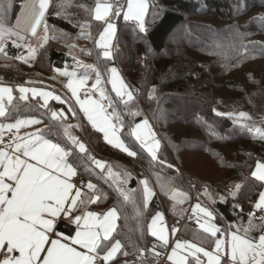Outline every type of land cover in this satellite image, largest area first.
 Masks as SVG:
<instances>
[{"label":"snow or ice","instance_id":"1","mask_svg":"<svg viewBox=\"0 0 264 264\" xmlns=\"http://www.w3.org/2000/svg\"><path fill=\"white\" fill-rule=\"evenodd\" d=\"M51 3L52 0H24L15 24L8 26L12 3L0 0V56L29 64L37 59L38 49L46 51L48 33L54 31L46 20ZM149 8V0H95L94 5L84 8L88 16L83 23L69 18L78 32L61 34L60 39L66 42L73 62L84 71L71 65L56 68L66 78L65 88L70 93L67 97L24 84L14 88L0 81V118L8 120L13 113H19L18 104L12 106L11 112L5 105V100L8 105L12 104L14 91L19 93L21 101L29 99L30 93L43 109L39 116L0 122V264H121V257L130 256L134 264H264V162L261 161L256 162L251 173L260 190L247 213L246 224L242 209L237 212L235 222L225 223L212 207L217 202H228V196L236 201L241 185H234L227 195L210 192L205 187L195 198L198 202L192 208V216L199 226V232L193 233L196 242L177 237L180 229L175 225L170 230L158 227L164 223V214L156 211L148 227L155 241L149 244L129 240L125 244L118 238L120 215L116 207L101 213L79 207L83 203L84 188L74 178L79 177V182L86 185L90 204L104 199L105 194L84 173L91 176L95 169L100 170L98 175L106 172V178L115 184L124 200L129 199L124 185L132 179L130 172L123 173L121 178L106 163L88 154L86 144L73 134V129L85 128L84 120L94 132L102 134L107 145L126 156L136 158L145 152L161 166L174 167L159 158L160 140L146 114L133 110L137 107L133 103L135 90L125 82L116 66L109 67L114 57L116 21L132 22L140 33H145ZM233 32L237 41L244 39L237 30ZM29 35L36 38L37 47L27 42ZM73 39L92 41L94 65L79 62V54L91 56L93 51L80 49L77 53L76 45L68 43ZM9 40L11 47L23 48L27 55L9 56ZM90 80L92 84L88 88ZM155 91L152 89L149 99L154 98ZM50 101L64 107L57 109ZM214 114L226 115L237 123L251 121L243 112L234 116L214 110ZM70 118L77 122L68 123ZM39 125L45 127H36L25 136L18 135L22 128ZM249 128H254V124ZM13 132L16 134L5 139V133ZM255 133L264 141V130L255 129ZM138 184L142 186L143 206L148 208L156 193L147 179L139 180ZM188 198L180 192H173L169 197L176 203ZM202 198L210 204L202 206L199 202ZM237 208L240 205L233 203L234 211ZM64 221L74 225V234H64L58 229ZM169 231L177 238L170 241ZM122 264L129 261L124 259Z\"/></svg>","mask_w":264,"mask_h":264},{"label":"trees","instance_id":"2","mask_svg":"<svg viewBox=\"0 0 264 264\" xmlns=\"http://www.w3.org/2000/svg\"><path fill=\"white\" fill-rule=\"evenodd\" d=\"M239 1L245 6L253 0ZM254 1L257 3L251 4L253 8L248 6L247 10L243 8L240 11L232 9L236 10L233 15L232 11L226 9L222 0H149L145 33H140L132 22L122 19L117 21L114 57L109 67L116 66L125 82L135 90L133 103L137 107L133 110L139 109L146 114L160 140L159 158L174 165L172 169L161 166L158 161H152L145 152L139 153L136 158L126 156L107 145L100 133L94 132L85 120L84 129H73V134L86 144L88 154L106 163L114 173L121 175V178L125 172L132 174V179L124 185L129 199L124 200L116 190L115 184L106 178V172L98 175L100 170L95 169L91 176L84 173L97 186L101 185L98 188L105 194L104 199L96 204H89L88 208L97 213L106 212L111 207L118 209L120 219L117 220V233L122 243L127 244L129 240H142L149 244L154 242L155 238L148 232L151 216L161 210L168 219L176 218L186 212L192 201H197L195 198L204 192L205 187L210 192L227 195L234 185H241V193L236 201L228 196V202H217L212 207L224 218L225 223L235 222L237 212L242 209L243 221L247 223V213L253 206L256 192L260 190L251 173L257 161L264 162V141L249 128V125L254 124V127L264 130V69H252L253 66L247 69L240 67L245 62L260 64L253 63L260 61L264 54L263 57H259L258 53L250 55V50H256L260 46L255 45L253 49H249L250 44L244 41L238 57H233L225 64V60L219 62L217 57L201 51L193 38H187V45L170 43V38L188 15L203 14L237 25L240 22L243 25L249 17L250 20L257 19L260 14H264V0ZM20 2L21 0H15V10ZM94 3L95 0H52L46 20L54 31L48 33L49 43L46 51L38 49L37 59L30 64L0 56V81L15 88L19 84L29 85L27 82L32 84L29 77L42 78L57 67H73V60L65 47L66 42L60 39V36L64 33H77L78 28L69 22V18L83 23L88 16L84 8ZM240 15L243 16L236 19ZM248 37L254 43L260 42L264 38V28L251 30ZM32 42V45L37 47L36 38H33ZM68 43L76 45L77 53L80 49L93 51L91 56L79 54L77 59L80 63L86 66L96 63L91 40L73 39ZM8 45L9 56L20 54L22 49L13 48L10 43ZM236 71L238 74L231 79ZM34 84L57 91L41 83ZM152 89L156 90L154 98L149 99ZM59 93L62 97H67L64 92ZM111 95L114 96V93ZM49 103L57 109L64 107L57 105L55 101ZM17 104L20 106L19 113H13L11 119L1 118L0 121L12 122L16 118L39 116L43 111L36 99L29 97L21 101L15 91L12 104H7L8 111L11 112L12 106ZM214 110L225 114L244 111L251 117V121L237 123L226 115H215ZM76 122L75 119L68 120L71 124ZM201 158L212 160L214 167L210 173L201 170L203 168L198 165ZM149 176L151 180L148 179ZM141 179H147L156 193L148 208L143 206L142 186L138 184ZM173 192L186 194L189 198L184 204L188 203V206H182L179 210L182 204L169 199ZM199 202L203 206L210 204V201L203 198ZM233 203H238L240 208L234 211ZM194 222L191 218L183 222L178 235L183 239H193V233L199 232L190 224ZM58 229L64 234L74 233V225L68 224L67 221L58 225ZM120 259L121 264L124 259H127L129 264H134V258L131 256Z\"/></svg>","mask_w":264,"mask_h":264},{"label":"rangeland","instance_id":"3","mask_svg":"<svg viewBox=\"0 0 264 264\" xmlns=\"http://www.w3.org/2000/svg\"><path fill=\"white\" fill-rule=\"evenodd\" d=\"M222 1H223V4L226 5V7H227L226 9L229 12L232 11L233 15L236 13V10L240 11L243 8H244V10H247L248 6H251V8H253L254 6L251 4L257 3L253 0V1H251V4L248 3L247 5L244 6L243 2L242 1L240 2L239 0H222ZM235 7H237V8H235ZM232 9H236V10L233 11ZM262 12H264V11H262ZM242 16L243 15H240V16L236 17V19L239 17H242ZM247 19H249V20L244 21L243 25L241 24V22L239 25H237L235 23L222 22V21H219L217 19L211 18L209 16L203 15V14L192 15V16L188 15L187 18L185 19L184 23H182L181 26H179L176 29V31L173 33V35L171 36L170 43H177L178 45H182V44L187 45V38H193V40L195 41L194 43L195 44L198 43V47L201 51L205 52L208 55H212V56L217 57L219 62L225 60L224 63L226 64L229 60H232L233 57H235V59L238 57V53L240 51L239 50L237 51V48L240 49V46L243 44L244 41H246L250 44L249 49H253L255 45L260 46L256 50L255 49L250 50V55L258 53V54H260V55H258L259 57H263L262 55L264 54V38L261 39L260 42L254 43V42H252V40L249 39L248 36H249V32L251 30H254L258 27L264 28V14H260V17L257 19L253 18L250 20V17ZM116 23H117V21H116ZM233 29L237 30L238 32H240L241 34L244 35V39L242 41H237L235 39ZM246 37H248V39H245ZM113 43H114V41H113ZM32 44H33V42H31V45ZM32 47H34V46L32 45ZM19 55H27V51L25 49H22ZM259 62H260V64H258V65H252L249 62H245L244 64H241L240 68L241 69H245V68L247 69L248 67L253 66L252 69L263 70L264 69V57L261 58L260 61L257 60L253 64H257ZM30 63H32V61H29V64ZM72 65H73V68H77L78 71H80V72L84 71L83 68H78V66L76 65L75 62H73ZM237 72L238 71H236L232 74L233 76L231 79L235 78V76L238 74ZM36 77L37 78L29 77L28 79L30 81H32L33 83L29 84V85H25V86L36 87L38 89L47 90V91H54L56 94H59V95H61L59 93V91H61V92H64L67 96L70 95V93H68L67 89L65 88V84L67 82L66 78L60 76L56 72V69L50 70L49 73L44 75V77H42V78L40 76H36ZM34 83H41V84L50 86L52 88L57 89V91L54 89L48 88L46 86H40V85H37ZM91 84H92V81L90 80L88 82L87 87L91 88ZM7 86H9V85H7ZM108 88L110 89V85H108ZM14 92H13V96H14ZM18 95H19V93H18ZM81 95H83V93H81ZM29 96H31L30 93H29ZM165 106H169V104H165ZM241 112L247 114L244 111H233V112H229V113H232L234 116H239V114ZM0 122H2V121H0ZM86 123H87V121H86ZM242 123H248V121L242 122ZM255 129L263 130L260 127L252 128V131L255 135H256ZM152 130L154 131L153 127H152ZM13 134H16V133L13 132ZM26 134H27V128H22L20 130V132L18 133V135H20V136H25ZM100 135L102 138V134H100ZM157 139H158V137H157ZM102 140H103V138H102ZM200 161L201 162H199L198 165L201 166V168H203L201 170H204V172L207 174L210 173L211 168L214 167L212 160L209 158L208 159L207 158L206 159L201 158ZM254 170H255V168H254ZM144 176H147V175H144ZM148 179L151 180L150 176L148 177ZM98 187L100 188L101 185L98 184ZM184 203H186V201L180 203L182 205L179 206V210L183 208L182 206H185V207L188 206V203L187 204H184ZM196 203H197V201H192L188 206V209H187L188 211L186 210V212L182 213L181 215L176 216V219L182 218V219L186 220V219H190L189 217H191V219H193V222L196 221L195 217L192 216V208L195 206ZM158 211H161V210H158ZM161 212L163 213V211H161ZM154 215H155V213L152 216H154ZM152 216L149 219L148 227L151 223ZM166 218L167 217L164 214V223H163V225H158V227L163 226L165 229L170 230V228L168 226V222H167L168 218L167 219ZM170 218H172V217H170ZM193 225H195V222L192 224V226ZM168 235H169L170 241L174 240L178 237V236L172 237L170 231L168 232ZM181 237L182 236H179V238H181ZM185 240H188V239H185Z\"/></svg>","mask_w":264,"mask_h":264},{"label":"crops","instance_id":"4","mask_svg":"<svg viewBox=\"0 0 264 264\" xmlns=\"http://www.w3.org/2000/svg\"><path fill=\"white\" fill-rule=\"evenodd\" d=\"M24 2V0H21V2H20V4H19V7L15 10V0H11V3H12V11H11V13L9 14V18H8V20L6 21V23L8 24V26H11V25H14L15 24V17H16V15H18V13H19V8H20V5L22 4ZM32 40H33V38L29 35L28 37H27V42L28 43H30L31 44V42H32ZM8 43H12V41L11 40H9L8 41ZM23 49V48H22ZM29 97H31V96H29ZM7 101H5V105H6V107H7ZM1 119V118H0ZM22 119H24V118H22ZM2 122H5V123H8V122H6V121H2ZM12 122H14V121H12ZM35 126H33V127H31V128H27V133L28 132H32V131H35ZM8 135H13V133H5V139H7V136ZM27 135V134H26ZM75 179V178H74ZM89 192L87 191V189H84V191H83V193H82V199H83V203H81L80 205H79V207L81 208V209H84V210H90L89 208H88V205L90 204V203H88V200H89ZM253 207V206H252ZM188 211V210H187ZM193 227L194 228H196L197 230H199V226H198V224L195 222V225H193ZM74 234V233H73ZM177 236L179 237V235L177 234ZM182 238V237H181ZM183 239V238H182ZM190 242H196V241H194L193 239H188Z\"/></svg>","mask_w":264,"mask_h":264},{"label":"built area","instance_id":"5","mask_svg":"<svg viewBox=\"0 0 264 264\" xmlns=\"http://www.w3.org/2000/svg\"><path fill=\"white\" fill-rule=\"evenodd\" d=\"M78 183H79V186L83 187V188H86V185H84L82 182H79V177L75 178ZM189 219H182V220H179V219H176L175 217H172L170 219H167V222H168V226L169 228L171 229L172 226H176L178 229L180 228V226L182 225L183 222H186L188 221ZM190 224H193V223H190Z\"/></svg>","mask_w":264,"mask_h":264}]
</instances>
